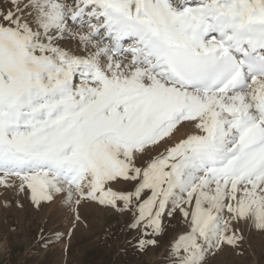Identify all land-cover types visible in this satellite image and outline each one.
<instances>
[{"label": "rangeland", "instance_id": "1", "mask_svg": "<svg viewBox=\"0 0 264 264\" xmlns=\"http://www.w3.org/2000/svg\"><path fill=\"white\" fill-rule=\"evenodd\" d=\"M30 2L0 0V105L13 107L28 101L33 88L44 91L47 100L51 91L56 89L58 97L70 88L72 92L59 104L65 106L67 144L75 152L67 160L89 171L87 179L94 177V190L101 193L103 189L105 197L98 199L88 191L89 197L73 200L76 185L72 192L63 182L41 173L0 175V264H264V206L247 199L233 205L230 197L241 186L226 188V198L212 188L197 192L187 183L181 189L175 185V190L171 185L169 190L170 181L179 182L175 175L188 168L182 161L190 153L189 143L200 138L193 144L195 149L199 146L201 152L210 147L214 142L202 143L201 139L219 130L227 111L216 109L211 99L181 95L189 100L183 107L195 109L196 115L159 136L152 134L157 126L151 128L149 107L143 109L149 102L128 125L120 118L111 119L114 113L125 116L127 112V119L136 116V107L124 110L120 103V107L112 104L120 85L125 90L140 85L180 94L162 81L148 83L141 74L126 72L114 59L97 56L91 45L77 44L78 56L72 57V38L58 35L67 20L63 9L68 2L50 0L39 10L27 8ZM85 55L108 71L113 81L99 69L102 75L91 73L96 82L78 77L82 67L90 72L92 67L99 68L86 62ZM214 111L217 116L212 115ZM161 114L156 113L155 121ZM183 124H187L184 128L193 124L194 130L185 129L183 136L175 137ZM148 129L151 131L145 136L156 142L142 140L147 144L139 146L141 140L136 139ZM119 135L130 141L129 146L112 144V138ZM32 136H7L0 126V138L25 147L23 150L36 147L25 143ZM48 145L52 150L51 140ZM232 146L226 145L230 150L220 157L222 161L233 152ZM109 148L116 150H111L114 155ZM236 160L238 173H242L248 161L244 156ZM59 184L68 190L70 202H58Z\"/></svg>", "mask_w": 264, "mask_h": 264}, {"label": "bare ground", "instance_id": "2", "mask_svg": "<svg viewBox=\"0 0 264 264\" xmlns=\"http://www.w3.org/2000/svg\"><path fill=\"white\" fill-rule=\"evenodd\" d=\"M48 1H50V0H31L30 4L26 7L29 9H31L32 7L34 9V7H36L39 10V8L42 9V8L46 7L48 4ZM102 1L114 3L116 6L124 7L127 10H129V8H132L134 10L139 11L140 13L144 14L145 19L151 24V27L155 26L160 31V34H162L163 36H166V38L169 39L170 43L178 44L180 46L188 48L191 51H193V53H198L199 51L214 50L217 48V46L219 44V42L218 41L215 42L213 38L207 37L205 39L204 38L199 39V38H195V37L191 36L189 33H187L186 29L188 27H193L194 24H196V23H199V22H207V23L215 22V23L223 26L225 28V30L229 32L230 36H234L236 38H238L239 36H246L248 34L247 26H248V23L251 19L256 18L259 20V22L264 23V0H94V5H92L90 8L91 9L94 8L95 13L97 15H100V12L98 11V9L102 8V7H98L97 4L102 2ZM65 2H68L66 4V8L63 9V14L66 15L67 9L69 7H71L75 2L73 4L71 3V1H68V0H65ZM76 2H78V1H76ZM90 2H91V0H90ZM23 3H22V5H24ZM55 3H64V0H55ZM69 15L65 16L67 18V20H65L64 26H62V33L59 32L58 35L59 36L66 35V36H70L72 38V49L69 53L70 55H72V57L78 56L77 50L75 48V46H77V44L81 43L82 45H86V46L91 45V48L94 49L93 52L97 56H100V57L101 56H108L109 59H114L116 62L123 65L126 72L131 71L132 73L135 72V73L141 74L142 76L145 77V80L148 83L157 84L159 81H162V80L158 79L157 77H155L154 75L146 73L139 66L134 65V64H130L127 59L110 56L108 54V51L105 48V45L103 43H101V41H99L98 39H95V41H94L93 38H90L88 30H87V32H84V34H83L84 29H81L78 26L71 24L68 20ZM42 16L43 15H41V18H42ZM62 16H64V15H61V19H62ZM55 18H53V19H55ZM163 24L166 25L165 30L160 29L158 26V25H163ZM83 57H85L87 59L86 62H89V64L92 62L90 60L91 57L86 56V55ZM92 63L98 64L97 62H92ZM98 65L100 66V64H98ZM101 70H102V72L105 71L108 73V71H106L104 69H101ZM99 73L102 75V73L100 71H99ZM130 76H131V74H130ZM108 80L113 81L109 77V73H108ZM162 82L166 86L172 88L174 91L179 92L180 95H173L172 98L177 97L179 99V101H186L187 102L189 100H185V98H183L182 96L193 97V95H198V96H202L203 98L211 99L214 102L216 109L221 108V109H224V112L227 111L225 113L227 114L228 117L223 118L221 120V123L218 127L219 130L213 132L212 135L209 137L205 136V138L201 139V142L205 143V141H207V140L214 142V143L220 142V144H218V146H220L223 149H226V145L232 146V142H233L232 151L234 153H233V157L231 159V162H236L238 165V162L236 160L238 156H244V158H246V160L248 161V164H246L241 169L242 173H238V175L234 179L238 180L240 178H243L244 176L251 175L255 180V181H251V183H252L251 185H254V186L257 185V187H258L259 185H261L260 183L264 184V172H261L260 174L258 173V170L264 167V165H262V163H259V159L263 155V152H264V143L261 144L257 148V150L254 152L243 153V151H242V149L245 146L253 143V139H252L253 136H256L258 139H260L259 136L263 131L261 129L258 121L251 114L250 108L252 107V104H253L252 102L259 98V94L264 92V78L252 80L251 89L248 91H245V92H236L233 94L216 93V94H209V95H203L200 93L193 92L192 90H189V89H184V88H179L177 86H173L171 84L165 83L164 81H162ZM123 83H126V82H122V84ZM129 86H134V84L132 83ZM121 87L124 88V86H122V85H121ZM135 88H146L145 89L146 92L145 93L143 92V94H142V97H143L142 100L144 102H149V104H147L146 106H147V108L149 107L150 113H151V109L153 108V105L157 102V100L160 97H162L163 95L169 93L168 89H165V88H157L158 91H153L152 89L150 90L148 88V86L142 87L139 85V87L135 86ZM148 95H150V97L147 98ZM191 105H192V103H191ZM168 106L170 107V104H168ZM181 106L183 107L184 105H181ZM174 108H177V107H174ZM193 108H195V107H193ZM186 110L190 111L188 109H186ZM173 111H171V112H173ZM180 111H183V110H180ZM190 112H192L193 115H196L195 109L191 110ZM52 113H54V111ZM150 115H151V117L153 116L152 114H150ZM212 115L217 116L218 111H214L212 113ZM235 115H239L248 121L249 126L251 128L246 135H244L242 133H236L233 131V128H235V127L232 125V120H233V117ZM164 116H165L164 119H171L172 120L175 118L174 116H171L168 111L164 114ZM112 117L113 118H111V119H113V120H116L117 118H120V119L124 118V116H117L116 113H114L112 115ZM190 119H192V118H190ZM123 123H124V125H125V123H126V125L129 124L128 121L123 122ZM123 123H121L120 126L121 125L123 126ZM185 126H187V124H183L179 127V129L177 131L175 130L176 132H175L174 136L175 137L183 136V134H184L183 130H185V129L194 130L193 124H188L189 128H184ZM148 130H150V129H148ZM227 140H231L232 142L227 141ZM199 141H200V138L189 143L188 150H190V153H187L186 154L187 156L184 157L186 159H184L182 161L184 163V166L186 165V166H188V168L184 169L185 171L184 170L182 171V169L180 170L177 167L180 170L179 171L180 173H177V175H175V176H176V178H178L179 182L174 183L173 180L170 181L171 182L170 186L168 185L169 190H171V185L173 187L172 190H175V185H176L177 189H181L184 186V183H187V184H190L188 186V188L191 187V185H192V188L197 192L203 193L206 190H210L209 188H212L213 192H216L219 196L226 198L227 195H225V193H224L222 184L231 183L230 182L231 179L213 180L212 178H210L207 175L200 174V172L198 170H196L195 168H194V170H192V168H191L190 161L192 159H194L195 156L199 152L198 151L199 146L197 147V149H195L193 144L198 143ZM147 142L151 143L148 140H147ZM147 142L143 141L144 144H147ZM155 142H153V143H155ZM112 144H114V146L116 148H119V146L123 147L122 145L117 144L116 142H112ZM195 145H197V144H195ZM148 147H147V152L149 153ZM207 148L208 147H204L203 150L205 151ZM109 150L110 151L111 150L116 151L115 149H111V148H109ZM139 151H141V150H138V152ZM112 154H113V152H112ZM199 154H200V152H199ZM133 156L135 157V155H133ZM15 157H16V155L14 154L13 158H15ZM223 161H226V160H223ZM228 165H229V163L222 164V169L226 168ZM177 168H176V170H177ZM248 168H251V169L248 170ZM253 172H254V174H253ZM183 173H185V174H183ZM47 174L48 173L46 172L43 175L49 176ZM182 174H183L184 178H182ZM212 174H215V172H213ZM5 175L6 176L7 175L13 176L14 174H5ZM7 177H10V176H7ZM56 181H60V180L56 179ZM60 182H62V181H60ZM211 182H214L216 185L211 186ZM235 182L236 183H244L245 180L240 179V180L235 181ZM64 184L66 185V187H69V185L67 183H64ZM92 185H93V182H92L91 178L83 179L78 184L77 195L75 196L72 193L71 199L77 200L76 197H78L79 194H84V193L88 194V191H90V195H92V196L94 195L97 198H99L100 193H97V190H94V187ZM59 186L62 189L59 191L61 193V196L58 197V202L62 203V204L66 203V202H70V195L68 193V190L66 188H63L64 186L61 184H59ZM69 188H71V187H69ZM240 189L241 188H239V190H236V193H238V191H240ZM72 192H73V189H72ZM100 192L103 195H105V192L103 189H101ZM229 193H230V191H229ZM229 197H228V199L231 198V202L233 205H235L239 201H243V200L247 199L251 203L256 202V203L264 206V195L260 194L259 192H256V190H254L253 187L247 189L245 191V194L238 193L235 196H231L230 198ZM227 200H225V202H227ZM211 204H213V203H211Z\"/></svg>", "mask_w": 264, "mask_h": 264}]
</instances>
